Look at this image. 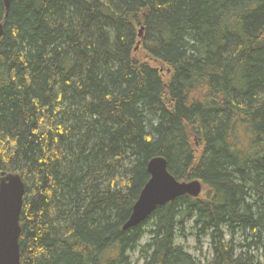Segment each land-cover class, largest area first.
I'll use <instances>...</instances> for the list:
<instances>
[{
  "label": "trees",
  "instance_id": "1",
  "mask_svg": "<svg viewBox=\"0 0 264 264\" xmlns=\"http://www.w3.org/2000/svg\"><path fill=\"white\" fill-rule=\"evenodd\" d=\"M3 1L0 174L25 184L20 264H198L175 245L189 225L210 264H253L222 230L264 252V0ZM157 156L203 193L122 231Z\"/></svg>",
  "mask_w": 264,
  "mask_h": 264
},
{
  "label": "water",
  "instance_id": "2",
  "mask_svg": "<svg viewBox=\"0 0 264 264\" xmlns=\"http://www.w3.org/2000/svg\"><path fill=\"white\" fill-rule=\"evenodd\" d=\"M8 12L11 0H4ZM143 29H140L139 36ZM3 25L0 24V40ZM149 180L144 185L123 230L132 229L145 222L157 208L164 207L182 196L197 198L202 190L199 181L179 182L167 169V162L155 158L147 165ZM25 195V184L19 173L0 174V264H20L19 218Z\"/></svg>",
  "mask_w": 264,
  "mask_h": 264
},
{
  "label": "rangeland",
  "instance_id": "3",
  "mask_svg": "<svg viewBox=\"0 0 264 264\" xmlns=\"http://www.w3.org/2000/svg\"><path fill=\"white\" fill-rule=\"evenodd\" d=\"M142 33H141V36H139V38L142 37ZM200 150L201 149L197 146L198 153L200 152ZM146 229L147 227L144 228L145 232H146ZM224 235L226 236V233ZM145 236L147 237L143 238V240L141 241L142 245L145 244L149 240L148 235H145ZM225 239L226 241L229 240L228 234ZM243 239L244 237L241 236V234L236 235L234 239L232 240V245L235 247L244 246L245 241H243ZM175 241H176L175 242L176 246L181 247L198 264H210L212 262V259H213L212 252L213 251L211 250L208 237H200L199 240L197 241L194 238V234L189 229L186 233V238H177ZM247 243H249V241ZM240 253H241L240 250L236 249V255L238 256ZM249 253L253 257V264H264V252L251 251ZM131 256L135 264H141V262L138 261V258H139L138 253L131 254Z\"/></svg>",
  "mask_w": 264,
  "mask_h": 264
},
{
  "label": "bare ground",
  "instance_id": "4",
  "mask_svg": "<svg viewBox=\"0 0 264 264\" xmlns=\"http://www.w3.org/2000/svg\"><path fill=\"white\" fill-rule=\"evenodd\" d=\"M10 8V7H9ZM9 11V10H8ZM6 13V15H7V13L8 12H5ZM0 24H2V23H0ZM3 25V27H4V24H2ZM195 144L198 146L199 144L198 143H196L195 142ZM155 158H162V159H164L166 162H167V160L163 157V156H157V157H153V158H151L147 163H146V170H147V165H148V163L151 161V160H153V159H155ZM167 169H168V162H167ZM169 171V170H168ZM148 173V172H147ZM170 173V172H169ZM171 174V173H170ZM149 175V174H148ZM172 175V174H171ZM173 176V175H172ZM174 177V176H173ZM150 178V177H149ZM175 178V177H174ZM176 179V178H175ZM177 180V179H176ZM179 181V180H178ZM191 181H194V180H190V181H179V182H191ZM197 181H199V180H197ZM200 182V181H199ZM147 183V182H146ZM200 184H201V182H200ZM201 188H202V184H201ZM202 193H203V188H202V190H201V192H200V194H199V196L198 197H200L201 195H202ZM185 196H187V195H185ZM182 197H184V196H182ZM190 197V196H189ZM197 197V198H198ZM181 198V197H180ZM192 198V197H191ZM197 198H193V199H197ZM137 201V200H136ZM174 202V201H173ZM173 202H170V203H168V204H171V203H173ZM251 202L253 203L254 201L253 200H251ZM167 204V205H168ZM165 207V206H164ZM160 208H162V207H160ZM255 210H257V206L255 207ZM132 212V211H131ZM131 215V214H130ZM151 217V216H150ZM149 217V218H150ZM148 218V219H149ZM147 219V220H148ZM146 220V221H147ZM145 221V222H146ZM145 222H143V223H145ZM142 223V224H143ZM141 224V225H142ZM190 226H188L187 227V229H186V231H185V233H184V237H183V233L181 232V231H179V230H176L174 233H175V240L177 239V238H186V233H187V231L190 229L191 230V228H189ZM147 229H149V227H147ZM147 229H146V231H147ZM122 231H125V230H123V228H122ZM223 231V234H225L226 233V236H227V234H228V232L226 231V230H222ZM191 232L194 234V238H196V234L197 233H195L193 230H191ZM208 232H212V231H208ZM238 234H240V232H238V233H236V235H238ZM146 235V233H144L143 232V235H141V241L143 240V238H146L147 236H145ZM235 235V236H236ZM226 236L224 235V238H226ZM235 236H233L232 238H230V236H229V234H228V237H229V240L228 241H231V243H232V240L234 239V237ZM148 237H149V235H148ZM231 239V240H230ZM208 240H209V242H211L210 240H211V237L209 238L208 237ZM226 240V239H225ZM141 241H140V245H142L141 244ZM227 241V242H228ZM243 241H245V244H244V246H239V247H235V250H233V258L234 259H240V258H242V259H246L247 257H249L250 256V253H249V251H247L246 250V246L248 245V241L250 242V240H246V239H243ZM247 241V242H246ZM176 242V241H175ZM176 245V244H175ZM176 247H178V246H176ZM236 249H239L240 250V254L237 256L236 255ZM211 250L213 251V249L211 248ZM212 254H214V251L212 252ZM132 257V256H131ZM213 257H214V255H213ZM213 260V259H212Z\"/></svg>",
  "mask_w": 264,
  "mask_h": 264
}]
</instances>
